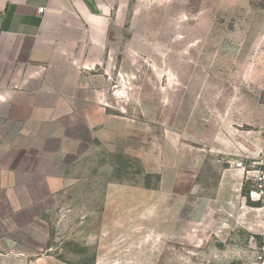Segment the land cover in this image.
I'll return each mask as SVG.
<instances>
[{
    "label": "crops",
    "instance_id": "0c3cea01",
    "mask_svg": "<svg viewBox=\"0 0 264 264\" xmlns=\"http://www.w3.org/2000/svg\"><path fill=\"white\" fill-rule=\"evenodd\" d=\"M174 4L0 0V264H259L264 9Z\"/></svg>",
    "mask_w": 264,
    "mask_h": 264
},
{
    "label": "rangeland",
    "instance_id": "374dc122",
    "mask_svg": "<svg viewBox=\"0 0 264 264\" xmlns=\"http://www.w3.org/2000/svg\"><path fill=\"white\" fill-rule=\"evenodd\" d=\"M156 1H163V0H156ZM167 1V0H164ZM247 2H249L251 4L252 7L256 8V9H264V0H245ZM202 2L204 3V0H202ZM197 3H199V0H175V4L174 6L171 8V11H167L169 14L168 15V21L170 24L172 23H176V19L178 14L180 17V21L183 22L184 26L183 29H180V32L184 33L185 36V40L186 42L192 41L194 39L200 38V36L203 35L202 29H200V26L194 27V23H196L199 18V12L195 11L197 7ZM179 6V7H177ZM182 7L185 9V11H181ZM177 8H180V11H176ZM173 9V11H172ZM175 10V11H174ZM196 12V21L193 20L195 18V13ZM192 51V50H191ZM213 86L216 87H223V88H228V89H234L235 91H239L241 92L243 87L242 84L240 83V81H226V80H215L213 81ZM257 93V98L259 99V102L264 106V92H256ZM235 102L237 103L238 100H235ZM236 120L238 119H242L243 116L240 115V113L236 114ZM106 178H112L110 177H106ZM248 203V197L247 195H245ZM216 225L211 224L209 227H207L206 229L202 228V229H198L197 232L199 234H203L204 232L208 231L210 233L213 234L214 237L217 238H221L222 237V233H221V229L220 228H215ZM239 239L241 238L240 234H239ZM223 238V237H222ZM221 238V239H222Z\"/></svg>",
    "mask_w": 264,
    "mask_h": 264
},
{
    "label": "built area",
    "instance_id": "2783aa9c",
    "mask_svg": "<svg viewBox=\"0 0 264 264\" xmlns=\"http://www.w3.org/2000/svg\"><path fill=\"white\" fill-rule=\"evenodd\" d=\"M38 11L42 13L43 9ZM117 93L120 94V92ZM236 168L242 172L245 180L250 182L247 194L248 200L264 205V143L256 156H243L241 161L236 163ZM256 260L259 264H264V236L258 246Z\"/></svg>",
    "mask_w": 264,
    "mask_h": 264
},
{
    "label": "trees",
    "instance_id": "16d2710c",
    "mask_svg": "<svg viewBox=\"0 0 264 264\" xmlns=\"http://www.w3.org/2000/svg\"><path fill=\"white\" fill-rule=\"evenodd\" d=\"M244 192H245V189L243 188V194H244Z\"/></svg>",
    "mask_w": 264,
    "mask_h": 264
}]
</instances>
